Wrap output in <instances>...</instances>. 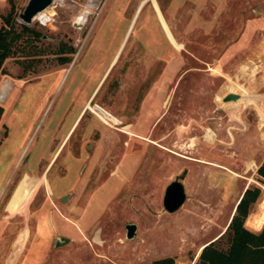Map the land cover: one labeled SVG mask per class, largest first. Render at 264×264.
Segmentation results:
<instances>
[{"label":"rangeland","instance_id":"rangeland-1","mask_svg":"<svg viewBox=\"0 0 264 264\" xmlns=\"http://www.w3.org/2000/svg\"><path fill=\"white\" fill-rule=\"evenodd\" d=\"M115 1L52 0L25 24L28 0H13L16 31L36 34H22L0 70V264H193L252 184L263 196L245 225H263L264 0L178 5L177 42L163 18L167 55L131 40L90 100L121 37L108 10L128 23L139 2ZM9 9L0 0V26ZM229 92L240 97L224 100ZM173 180L185 199L168 212Z\"/></svg>","mask_w":264,"mask_h":264},{"label":"trees","instance_id":"trees-1","mask_svg":"<svg viewBox=\"0 0 264 264\" xmlns=\"http://www.w3.org/2000/svg\"><path fill=\"white\" fill-rule=\"evenodd\" d=\"M10 9L1 16L0 26V70L4 60L15 52V44L22 34L34 32L26 25L16 31L15 5L9 0ZM36 34V32H34ZM3 107L0 105V118ZM261 183H264V159L257 168ZM263 196L261 186L252 184L244 189L238 199L226 229L217 238L205 244L193 264H264V219L260 230L245 225L255 203ZM151 264H175L173 258L164 257Z\"/></svg>","mask_w":264,"mask_h":264},{"label":"crops","instance_id":"crops-1","mask_svg":"<svg viewBox=\"0 0 264 264\" xmlns=\"http://www.w3.org/2000/svg\"><path fill=\"white\" fill-rule=\"evenodd\" d=\"M188 1L189 0H139V2L137 4L138 6H137L131 20L128 23H127V21H121V22L118 21L117 16H116L118 14L116 4H115L116 6H114L111 10H108L109 11L108 17L109 18L111 17V20H112V21H110V26L112 28V30H111L112 35L115 34L116 32H118V30H119L118 34L121 37H120V39H118L116 46L112 49L113 52H112L109 60L107 61V63L104 65V67H101V69L103 71L97 69L98 65H99V63H97L96 70H98L97 73L100 71L99 73H101V76L99 77V83L91 91V93H90L91 95H90L89 99L92 100L98 94V90H99L102 82L106 78V75L116 65L124 47L131 40H133L134 45H136V44L140 45V46L142 45L144 52L149 54L150 56L155 57V58L165 57L167 55L168 45H172V43H174V40L172 39V37H171V35H170V33H169L165 23H164V20L166 21V24L168 25L169 29L171 30V32L173 34L174 39L176 40V37H175L173 29H172L173 21L178 20V18L183 16L182 13L181 14L177 13L178 5H183V3H186ZM196 1H197L196 6H197V8H199L200 3L203 0H196ZM118 2H119V0H117V2L115 1V3H118ZM147 5H148V7H147ZM217 6L220 7V5H217ZM163 18H164V20H163ZM96 23H97V21H96ZM96 23H94V24H96ZM119 25H122V29L118 28ZM93 26H95V25H93ZM102 31L103 30L101 28V30L99 31L100 34L96 35V37L94 38V43L92 45L93 50H99L100 49V46L102 44L101 43L102 42V36H103L101 34ZM99 32H97V33H99ZM132 33H133V35H132ZM110 40L108 41V45L111 43ZM176 42H177V40H176ZM108 49H110V47H105L104 52L102 51L101 53H99L98 57H102V55ZM101 60H103V59H101ZM102 64H103V61L101 62L100 66H102ZM87 106H90L89 103L86 104L85 108ZM82 114H83V111L81 110V112H79L78 116L75 118L70 129L73 127V125L76 124V122H78L80 120ZM117 118L120 120L119 117H117ZM70 129H69V131H70ZM64 142L66 143V141L64 140L63 142H61L59 144V146L55 152V155L60 151L63 144H64L63 146H65ZM239 198H240V196L238 197V199ZM238 199H237V201H238ZM237 201H236V203H237ZM236 203H235V205H236ZM224 230L221 233H223ZM218 236L214 237L212 240H214ZM204 245H202L200 247L199 252Z\"/></svg>","mask_w":264,"mask_h":264},{"label":"water","instance_id":"water-1","mask_svg":"<svg viewBox=\"0 0 264 264\" xmlns=\"http://www.w3.org/2000/svg\"><path fill=\"white\" fill-rule=\"evenodd\" d=\"M51 3L52 0H28L23 11L19 13V18L25 24H29L31 23L34 16L38 12L44 10ZM239 97L240 94L229 92L224 96V100H236ZM205 131L208 133L207 135H211V136L213 135V133L210 130L205 129ZM209 137L208 139L211 138ZM63 199H65V197ZM184 199H185V194L182 183L179 182L178 180H173L165 188L163 200H162L163 207L165 208L166 211L173 212L183 203ZM126 228H127V234H126L127 238H131L135 233L136 226L135 224H128ZM62 240L63 242H66L68 239L63 238ZM56 244H59L58 241L56 242Z\"/></svg>","mask_w":264,"mask_h":264},{"label":"bare ground","instance_id":"bare-ground-1","mask_svg":"<svg viewBox=\"0 0 264 264\" xmlns=\"http://www.w3.org/2000/svg\"><path fill=\"white\" fill-rule=\"evenodd\" d=\"M89 1H90V0H89ZM93 6H94V5H93ZM45 9H46V8H45ZM45 9H44V10H45ZM44 10L38 12V13L34 16V18H35L36 16H37L36 18H43V17H44L43 15L47 12V11H45V13H42ZM87 11H88V10H84L83 15L78 16V17L76 18V22H75V23H78V24H79L80 21H84L83 18H84V16H85V14L87 13ZM89 13H90V12H89ZM34 18H33V19H34ZM82 23H83V22H82ZM82 23H81V24H82ZM78 24H77V26H78ZM79 26H80V25H79ZM112 120L114 121V123H118V121H117L116 119H112ZM261 203H262L261 218L264 219V198H263V200H262Z\"/></svg>","mask_w":264,"mask_h":264},{"label":"flooded vegetation","instance_id":"flooded-vegetation-1","mask_svg":"<svg viewBox=\"0 0 264 264\" xmlns=\"http://www.w3.org/2000/svg\"><path fill=\"white\" fill-rule=\"evenodd\" d=\"M89 105H90V106H97V105H95V104H89ZM63 145H64V144H63ZM63 145H62V147H63ZM61 149H62V148H61ZM61 149H60V151H61ZM60 151H59V152H60ZM59 152H58V153H59ZM58 153L54 156V159L56 158V156L58 155ZM54 159H53V160H54Z\"/></svg>","mask_w":264,"mask_h":264}]
</instances>
